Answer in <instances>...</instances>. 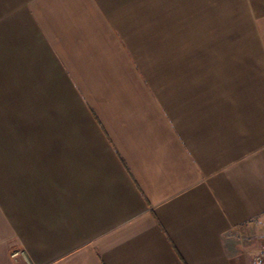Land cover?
I'll list each match as a JSON object with an SVG mask.
<instances>
[{"label": "crops", "instance_id": "0c3cea01", "mask_svg": "<svg viewBox=\"0 0 264 264\" xmlns=\"http://www.w3.org/2000/svg\"><path fill=\"white\" fill-rule=\"evenodd\" d=\"M1 81L0 264H257L264 0H0Z\"/></svg>", "mask_w": 264, "mask_h": 264}, {"label": "rangeland", "instance_id": "374dc122", "mask_svg": "<svg viewBox=\"0 0 264 264\" xmlns=\"http://www.w3.org/2000/svg\"><path fill=\"white\" fill-rule=\"evenodd\" d=\"M4 81L0 82V93L6 96L0 97L3 103L0 104V143L16 142H40L41 136L32 134L31 128H41L43 126L41 116L46 115L39 112L27 113L25 104H11L5 101L10 100L9 88ZM61 92V89H59ZM11 99L20 100L19 95H14ZM26 116L28 119H26ZM1 117H14L12 119H2ZM53 121L46 120V127L52 126ZM28 128V129H27ZM28 130V131H27Z\"/></svg>", "mask_w": 264, "mask_h": 264}, {"label": "built area", "instance_id": "2783aa9c", "mask_svg": "<svg viewBox=\"0 0 264 264\" xmlns=\"http://www.w3.org/2000/svg\"><path fill=\"white\" fill-rule=\"evenodd\" d=\"M11 257L16 264H31L28 260L27 252L24 248L14 245L11 248ZM257 264H264V243L258 253L255 255Z\"/></svg>", "mask_w": 264, "mask_h": 264}]
</instances>
